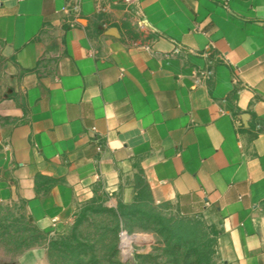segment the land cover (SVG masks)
<instances>
[{
    "label": "crops",
    "instance_id": "obj_1",
    "mask_svg": "<svg viewBox=\"0 0 264 264\" xmlns=\"http://www.w3.org/2000/svg\"><path fill=\"white\" fill-rule=\"evenodd\" d=\"M70 1L0 0V206L50 231L146 186L264 264V0Z\"/></svg>",
    "mask_w": 264,
    "mask_h": 264
},
{
    "label": "rangeland",
    "instance_id": "obj_2",
    "mask_svg": "<svg viewBox=\"0 0 264 264\" xmlns=\"http://www.w3.org/2000/svg\"><path fill=\"white\" fill-rule=\"evenodd\" d=\"M115 209L106 196H97L61 228L44 231L14 208L0 206V264H18L34 248L46 250V264H224L216 256V232L199 218L180 216L168 206L156 209L166 219L201 222L203 237L193 250L154 220L138 215L124 219Z\"/></svg>",
    "mask_w": 264,
    "mask_h": 264
},
{
    "label": "trees",
    "instance_id": "obj_3",
    "mask_svg": "<svg viewBox=\"0 0 264 264\" xmlns=\"http://www.w3.org/2000/svg\"><path fill=\"white\" fill-rule=\"evenodd\" d=\"M147 199H149L148 189L146 186H143L141 192L136 195L134 204L130 206L119 204L113 211L124 219L131 215H138L149 220L152 219L169 237H173L176 242L184 240L188 243V248L193 250H197L200 247L203 237L202 233H204L200 221L191 223L184 219L177 221L166 219L156 209L168 205L153 206L152 202Z\"/></svg>",
    "mask_w": 264,
    "mask_h": 264
},
{
    "label": "built area",
    "instance_id": "obj_4",
    "mask_svg": "<svg viewBox=\"0 0 264 264\" xmlns=\"http://www.w3.org/2000/svg\"><path fill=\"white\" fill-rule=\"evenodd\" d=\"M129 1L131 0H126V2ZM79 6H80V0H71L69 4L64 8V12L73 16L72 21L69 22L70 26L74 25L75 19L79 13ZM225 63H227V61H225ZM233 82L234 83L237 82V79L235 77L233 78ZM120 237H122V239L125 238L126 237L125 233L121 232Z\"/></svg>",
    "mask_w": 264,
    "mask_h": 264
},
{
    "label": "bare ground",
    "instance_id": "obj_5",
    "mask_svg": "<svg viewBox=\"0 0 264 264\" xmlns=\"http://www.w3.org/2000/svg\"><path fill=\"white\" fill-rule=\"evenodd\" d=\"M124 242V241H123Z\"/></svg>",
    "mask_w": 264,
    "mask_h": 264
}]
</instances>
